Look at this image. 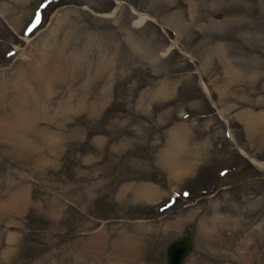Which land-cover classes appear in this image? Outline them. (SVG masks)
Segmentation results:
<instances>
[{
    "label": "rangeland",
    "instance_id": "rangeland-1",
    "mask_svg": "<svg viewBox=\"0 0 264 264\" xmlns=\"http://www.w3.org/2000/svg\"><path fill=\"white\" fill-rule=\"evenodd\" d=\"M250 157L264 0H0V264H264Z\"/></svg>",
    "mask_w": 264,
    "mask_h": 264
},
{
    "label": "water",
    "instance_id": "water-1",
    "mask_svg": "<svg viewBox=\"0 0 264 264\" xmlns=\"http://www.w3.org/2000/svg\"><path fill=\"white\" fill-rule=\"evenodd\" d=\"M190 245L191 239L188 235H181L169 241L165 247V264H181Z\"/></svg>",
    "mask_w": 264,
    "mask_h": 264
},
{
    "label": "bare ground",
    "instance_id": "bare-ground-1",
    "mask_svg": "<svg viewBox=\"0 0 264 264\" xmlns=\"http://www.w3.org/2000/svg\"><path fill=\"white\" fill-rule=\"evenodd\" d=\"M140 15H141V14H140ZM142 17H143V16H142ZM240 25H241V24H240ZM202 87H203V89H206V86H205L204 84L202 85ZM172 131H173V130H172ZM177 133H178V132H177ZM178 134H179V133H178ZM178 134H177V135H178ZM169 136H170V135H169ZM178 136H179V135H178ZM178 136H176V137H178ZM170 137H172V136H170ZM173 137H174V136H173ZM170 139H171V138H170ZM174 139H175V138H174ZM177 139H178V138H177ZM177 139H176V140H177ZM180 139H181V138H180ZM180 139H179V140H180ZM172 140H173V139H172ZM172 140H169V141L172 142ZM173 142H174V141H173ZM175 142H176V141H175ZM180 142H181V141H180ZM182 142H183V141H182ZM184 142H185V141H184ZM176 143H177V142H176ZM176 143H175V144H176ZM179 144H180V143H179ZM179 144H178V145H179ZM184 144H185V143H184ZM181 145H182V143H181ZM179 146H180V145H179ZM179 146H177V147H179ZM172 147H173V146H172ZM184 147H185V146H184ZM173 149H175V148H173ZM175 150H176V149H175ZM178 150H181V148H180V149L178 148L177 151H178ZM239 151H240L241 153H243V154L246 156V154L241 150V148H239ZM166 152H167V151H166ZM175 153H176V152H175ZM177 153H178V152H177ZM160 157H161V156H160ZM166 157H167V156H166ZM164 158H165V157H164ZM177 158H178V157H177ZM250 158H251V161L254 162L255 164H257L258 166L264 167V162H261V161L255 159V158H253V157H250ZM170 159H171V158H170ZM173 159H174V157H173ZM178 159H179V158H178ZM167 162H168V161H167ZM180 163H181V162H180ZM180 163H179V164H180ZM168 164H169V163H168ZM173 164H174V163H173ZM172 167H173V166H172ZM180 167H182V166H180ZM189 167H190V166H189ZM168 168H169V167H168ZM183 168H184V167H183ZM185 168H186V167H185ZM185 168H184V169H185ZM182 170H183V169H182ZM185 170H186V169H185ZM187 170H188V167H187ZM178 171H180V170H178ZM183 171H184V170H183ZM171 172H172V171H171ZM175 173H176V172L172 173V175L175 176ZM176 174H177V173H176ZM176 177H177V175H176ZM176 181H177V180H176ZM144 188H145V187H144ZM151 190H152V189H151ZM147 191H148V190H147ZM149 192H150V191H149ZM140 193H142V192H140ZM143 193H144V192H143ZM143 193H142V195H143ZM145 193H146V192H145ZM148 194H149V193H148ZM136 195H138V194H136ZM145 195H146V194H145ZM149 195H150V194H149ZM138 196H139V195H138ZM140 196H141V194H140ZM145 197H147V196H145ZM92 239H93V237H92ZM95 239H96V238H95ZM95 241H96V240H95Z\"/></svg>",
    "mask_w": 264,
    "mask_h": 264
},
{
    "label": "snow or ice",
    "instance_id": "snow-or-ice-1",
    "mask_svg": "<svg viewBox=\"0 0 264 264\" xmlns=\"http://www.w3.org/2000/svg\"><path fill=\"white\" fill-rule=\"evenodd\" d=\"M9 55H11V53H9Z\"/></svg>",
    "mask_w": 264,
    "mask_h": 264
}]
</instances>
